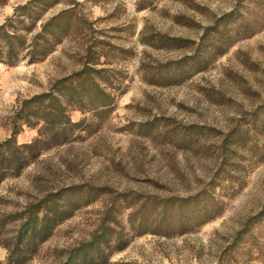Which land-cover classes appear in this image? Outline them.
Wrapping results in <instances>:
<instances>
[{"label":"rangeland","instance_id":"374dc122","mask_svg":"<svg viewBox=\"0 0 264 264\" xmlns=\"http://www.w3.org/2000/svg\"><path fill=\"white\" fill-rule=\"evenodd\" d=\"M70 6L47 58L0 62V142L45 93L76 124L19 121L44 151L0 185V264H264V0H61L33 34ZM59 193L69 217L26 247L24 213Z\"/></svg>","mask_w":264,"mask_h":264},{"label":"trees","instance_id":"16d2710c","mask_svg":"<svg viewBox=\"0 0 264 264\" xmlns=\"http://www.w3.org/2000/svg\"><path fill=\"white\" fill-rule=\"evenodd\" d=\"M60 2L61 0H31L24 5L17 6L14 15L8 18L6 23L0 25L1 63L9 67H15L25 59L31 64L37 63L47 58L56 46L62 42L63 38L72 33L75 6H70L53 15L41 25L39 32L33 34L39 22L42 21L44 13ZM87 70L89 68L77 74V77L81 79L88 72ZM65 82L73 84V78L69 77L60 80L56 85ZM96 85L99 88L98 84ZM65 116V107L58 101L53 92L34 96L21 103L20 108L13 117L11 137L0 142V185L7 178L18 176L44 151L41 147L43 144L41 132L40 138L34 142L23 145L18 144L17 136L22 130L19 121L23 120L28 126L39 125L44 122L53 126L52 135L57 136L59 135V128H65L67 123L72 127L76 125L72 124L69 119L65 122ZM34 118L38 121L37 124H34ZM63 130L61 129V131ZM60 195L62 194H49L38 204H32L24 213V223L19 240L20 242L25 241L26 247L36 248L38 243L46 242L51 236L53 229L69 217L68 206L62 202L65 195L61 198L59 197ZM179 202L183 206L184 203H187V200ZM168 209L167 204L159 206L156 212L157 217L165 220L168 217ZM195 214L199 216L200 211H196ZM181 233L184 234V231H181ZM21 257L26 259L24 255L16 257L10 254L6 264H24L26 260H18ZM71 262L72 260L68 261L67 264Z\"/></svg>","mask_w":264,"mask_h":264}]
</instances>
